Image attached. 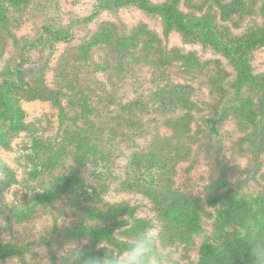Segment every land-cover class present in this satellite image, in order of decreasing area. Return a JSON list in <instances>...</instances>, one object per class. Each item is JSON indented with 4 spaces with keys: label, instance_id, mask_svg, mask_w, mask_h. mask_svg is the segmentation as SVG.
<instances>
[{
    "label": "rangeland",
    "instance_id": "374dc122",
    "mask_svg": "<svg viewBox=\"0 0 264 264\" xmlns=\"http://www.w3.org/2000/svg\"><path fill=\"white\" fill-rule=\"evenodd\" d=\"M148 3L202 21L219 46L135 4L89 18L95 0H0V82L21 66L30 85L0 92V264H62L69 242L100 250L107 234L88 229L122 249L131 228L162 221L155 197L182 214L160 224L177 264H199L208 244L211 264H255L251 229L220 204L235 194L264 206V0ZM243 67L251 80L239 84ZM6 105L19 108L17 126ZM149 146L164 156L140 176L129 156Z\"/></svg>",
    "mask_w": 264,
    "mask_h": 264
},
{
    "label": "trees",
    "instance_id": "16d2710c",
    "mask_svg": "<svg viewBox=\"0 0 264 264\" xmlns=\"http://www.w3.org/2000/svg\"><path fill=\"white\" fill-rule=\"evenodd\" d=\"M109 2H111L112 4H115L114 6L135 4L142 10L149 12V13L160 11L163 14L165 20L167 21V26L176 28L177 30L183 33H190L191 31L196 30V28H201L203 30L205 29L206 37H208L211 44L217 47L219 46L218 43L213 39L214 37L211 36L210 31L203 25L202 21H197L196 23L192 25H187L183 22L181 17L177 15V13L173 10L171 6L163 7V8L154 7L148 3V0H95L96 7L94 11L89 15V18L96 16L98 14V10L101 8L107 7V4ZM106 36L108 35H105L104 37L102 34L95 36L97 37V39H94V43L101 42L102 40H104V38H107ZM58 38L61 39L62 37H58ZM180 58L184 59L185 57H180ZM243 80H246V81L251 80L249 74L247 73L246 68L244 67L242 68L238 76L237 82L239 84H242ZM27 87H28L27 91H29L30 85L23 76L21 66L17 67V69L15 70V80H3L0 82V92L2 90L21 92V91H25ZM30 91H34V90H30ZM181 93H182V89H179L176 92L174 91L173 94H174V97L179 100V97L182 96ZM45 94H53V93L51 91H48L47 93L46 91ZM37 96H40V95H37ZM185 102L187 105L193 106L188 101L185 100ZM134 105L135 104H129V106L126 108L128 110H125V113L128 116H131L130 112L133 110V108L131 107ZM1 107L2 106H0V108ZM4 114L13 116V118L16 121V126L19 124L21 112L17 106H14V105L4 106ZM212 122L215 123L214 121ZM151 146L148 147L147 151H144L143 153L140 152L139 156L136 155L137 153L129 156L130 166H134V168L136 167V171L138 172V174H140V176L141 175L144 176L145 172L149 173L150 175L149 165H151L152 162L155 159H157L159 156H164L162 149L157 150L156 148H153ZM140 157L145 160L146 164H148V168L147 167L143 168L139 166L138 159ZM50 193L51 192H49V194ZM161 201H159L157 197L153 199V203L156 206L160 217H162L161 218L162 229L164 230V227H168V222L172 224L177 223L176 219H180L182 214H180V217H178V215H176V209L174 206L169 205L168 207L164 208L162 206ZM89 209L90 208H87L84 210L88 213V216L90 217V219L94 221L104 220V215L99 210H96L93 208L90 210ZM220 209H221V213L225 215L226 217H228L231 222L251 229L250 233L252 237L251 236L249 237L252 239L253 244L255 243L257 239L264 240V206L263 205L254 204L250 202L243 195L230 194L221 202ZM183 210L186 211L187 209H183ZM191 222L190 224H192L193 228L195 229L196 223L194 222V219ZM138 224L140 223L138 222ZM189 228L187 229V231L189 230ZM88 230L90 234H92L93 236H105V234H107L106 238H108V240L112 239L111 237H109V234L103 230L102 231L101 230L97 231V230H92V229H88ZM129 232L133 234L136 233L137 232L136 227L131 228ZM114 246L118 249H121L123 245L122 243L117 242L116 245ZM216 249H217L216 247L209 245V244L202 246L201 248V256H202L201 260L202 261L199 262V264H211L213 259L218 258ZM13 252H14L13 249H9L5 252V254H12ZM104 252H105L104 249H100L94 252L88 251L86 254L90 256H103ZM247 252L248 251L245 250V254H247ZM248 254H251V251H249Z\"/></svg>",
    "mask_w": 264,
    "mask_h": 264
},
{
    "label": "clouds",
    "instance_id": "9594fccd",
    "mask_svg": "<svg viewBox=\"0 0 264 264\" xmlns=\"http://www.w3.org/2000/svg\"><path fill=\"white\" fill-rule=\"evenodd\" d=\"M158 219L130 237L122 249L114 247L111 240L101 239L96 247L104 249L103 256L86 255L82 246L69 242L59 252L62 264H177L178 253L175 243L165 240L160 233ZM255 264H264V240L257 239L250 248Z\"/></svg>",
    "mask_w": 264,
    "mask_h": 264
}]
</instances>
